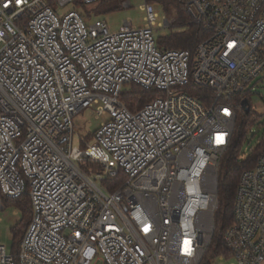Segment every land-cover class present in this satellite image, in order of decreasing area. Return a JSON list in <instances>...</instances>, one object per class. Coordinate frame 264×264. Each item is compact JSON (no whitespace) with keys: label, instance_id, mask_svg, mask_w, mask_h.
I'll list each match as a JSON object with an SVG mask.
<instances>
[{"label":"built area","instance_id":"2783aa9c","mask_svg":"<svg viewBox=\"0 0 264 264\" xmlns=\"http://www.w3.org/2000/svg\"><path fill=\"white\" fill-rule=\"evenodd\" d=\"M49 2L0 0V211L25 194L32 204L0 264H202L231 101L264 76V0H184L208 33L194 51L157 46L156 27L171 22L157 23L149 0L144 27L125 21L117 33ZM129 84L162 96L134 113L120 99ZM86 109L109 119L79 147L74 120ZM120 173L119 189L104 188ZM233 213L228 253L211 264H264V154L242 174Z\"/></svg>","mask_w":264,"mask_h":264},{"label":"trees","instance_id":"16d2710c","mask_svg":"<svg viewBox=\"0 0 264 264\" xmlns=\"http://www.w3.org/2000/svg\"><path fill=\"white\" fill-rule=\"evenodd\" d=\"M102 3L109 2H128L129 0H99ZM170 4L175 5L180 13V19L173 21L169 26L171 28L184 27V32L173 33L171 36L164 38L159 43L162 50H190L194 51L196 47L208 37L197 25L192 23L191 17L187 12L184 0H172ZM131 88L121 94L120 99L127 108L132 112H137L146 104L154 101L162 95L157 91H147L134 84H129ZM199 97L203 103H207L210 93L204 89H197L194 94ZM248 100L250 112L247 113L242 103ZM231 104L236 113V122L231 143L228 150L221 158L218 181H217V200L218 208L214 215V235L208 248L202 264H211L212 261L220 256L227 255V249L223 242L225 230L234 224V203L238 184L242 174L245 171L254 169L264 154V140L249 152L248 156L243 159V147L248 142V132L250 126L256 121L253 116L249 94H243L234 98ZM126 182V176L123 173L115 179L106 180L103 185L110 192L119 189ZM22 209V221L14 230V240L16 243L15 251L31 221L32 204L28 194L14 200H9Z\"/></svg>","mask_w":264,"mask_h":264},{"label":"rangeland","instance_id":"374dc122","mask_svg":"<svg viewBox=\"0 0 264 264\" xmlns=\"http://www.w3.org/2000/svg\"><path fill=\"white\" fill-rule=\"evenodd\" d=\"M154 6V11L158 15L157 23H163L165 18L173 21L180 19V13L175 5L170 4L172 0H149ZM130 6L125 2L102 3L98 1L93 5H85L81 0H75L65 6L58 1L50 0L49 4L60 16L76 11L83 16L88 24L96 21H103L107 24L111 33H117L124 26L125 21L132 23L134 28H143L146 13L143 11L145 0H129ZM169 25V26H170ZM156 27L155 41L157 46L164 38L173 33L184 32V27L171 28ZM131 88L129 85L123 87V92ZM249 101L251 104L254 119L256 121L250 126L248 132V142L243 147V159L249 152L255 150L260 141L264 140V76L256 80L249 88ZM109 119L108 114L99 115L95 109H86L75 116L76 133L74 145L81 146V141L85 140L94 143V134L99 126ZM221 162V161H220ZM4 208L0 211V245L5 246L8 254L15 253L16 243L14 240V230L22 221V209L9 200H4ZM233 261H224L221 264H232Z\"/></svg>","mask_w":264,"mask_h":264},{"label":"water","instance_id":"95a60500","mask_svg":"<svg viewBox=\"0 0 264 264\" xmlns=\"http://www.w3.org/2000/svg\"><path fill=\"white\" fill-rule=\"evenodd\" d=\"M243 108L246 110L247 113L250 112L249 102L248 100H244L242 103Z\"/></svg>","mask_w":264,"mask_h":264}]
</instances>
